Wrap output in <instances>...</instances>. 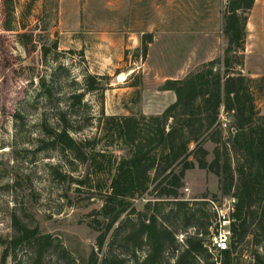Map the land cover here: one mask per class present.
I'll use <instances>...</instances> for the list:
<instances>
[{
  "label": "trees",
  "instance_id": "trees-1",
  "mask_svg": "<svg viewBox=\"0 0 264 264\" xmlns=\"http://www.w3.org/2000/svg\"><path fill=\"white\" fill-rule=\"evenodd\" d=\"M256 1L228 2L223 58L202 65L184 79L167 81L160 90L174 92L176 101L163 113L107 115L105 95L112 78L87 74L80 84L62 66L48 75V61L59 60L58 40L50 42L49 26L41 27V20L30 30V24L17 18L18 0H3L4 31L15 33L16 43L24 51L40 54L39 65L28 66L26 75L30 87L38 85L34 98L43 97L50 104L68 102L77 110L76 120L58 109V126L44 124L41 150L59 151L67 162L83 165L85 176L73 183L89 200L102 203L92 214L91 226L99 233L98 253L93 251L88 264H124L113 257L121 242L134 255L146 252L141 264H163L167 254L176 259L174 264H238L239 247L253 234L264 237V114L257 104L258 97L264 96V76L252 78L243 73L249 14ZM32 9L22 17L32 16ZM40 30L46 33L44 38L36 34ZM152 43L153 35H144L139 49L142 58L147 57ZM63 71L75 88L68 97L57 96L58 74ZM89 95L98 96L99 114L91 110ZM222 111L231 120L227 132L222 129ZM210 142L215 145L212 161L206 148ZM196 168L218 178L223 197L237 200L227 251L210 249L216 214L204 208L208 196L194 202L184 198L187 173ZM140 200H147L143 211L136 205ZM172 218L176 226L168 224ZM12 223L14 234L5 242L2 263L10 256L17 261L16 250L29 246L33 254L24 264H45L54 245L52 237L17 216ZM179 233L185 235L183 245L178 244ZM105 250L100 260L99 252ZM212 255L220 261H212ZM251 255L256 264H264V256Z\"/></svg>",
  "mask_w": 264,
  "mask_h": 264
},
{
  "label": "rangeland",
  "instance_id": "rangeland-1",
  "mask_svg": "<svg viewBox=\"0 0 264 264\" xmlns=\"http://www.w3.org/2000/svg\"><path fill=\"white\" fill-rule=\"evenodd\" d=\"M229 1L36 0L32 4V0H18L16 16L30 24V30L41 20V27L49 26L50 42L58 40L59 60L48 61V75L62 66L80 84L87 74L110 76L111 87L105 95L107 115H151L172 102L173 95L160 90L167 81L184 79L202 65L223 58L227 48L224 15ZM30 7L32 16L22 17ZM4 18L0 0V264L5 242L14 234L13 216L52 237L54 245L45 264H88L93 251L98 253L99 233L91 223L93 212L100 210L102 203L89 200L74 185V180L85 176L83 165L67 162L59 151L41 150L44 124L58 126V109L76 120L77 110L68 102L50 104L43 97L34 98L39 93L38 85L30 87L26 75L28 66L39 65L40 54L24 51L16 43L15 33L4 31ZM248 30L243 73L261 78L264 3L249 14ZM36 34L46 36L41 30ZM147 34L153 35V43L147 57L142 58L139 49ZM37 41L43 42L40 38ZM72 78L64 71L58 74L57 96L70 95L75 89ZM137 84L140 86L135 87ZM87 102L99 114L98 96H87ZM257 104L264 114V96L258 97ZM206 148L212 161L215 145L210 142ZM183 193L192 202L204 201L207 195L204 208L209 214H214L212 203L223 206L228 199L221 195L218 178L198 168L187 173ZM146 203L138 201V210L143 211ZM168 224L174 226L176 222L172 218ZM177 240L183 245L185 235L179 233ZM16 251L17 261L10 256L6 264H24L33 254L29 246ZM105 252H99L100 260ZM255 253L264 256V237L260 233L257 238L251 235L235 258L238 264H256L257 259L251 255ZM145 256L146 252L134 255L122 242L113 250V257L124 264H141ZM212 257V261H220ZM175 260L167 254L163 264H174Z\"/></svg>",
  "mask_w": 264,
  "mask_h": 264
},
{
  "label": "built area",
  "instance_id": "built-area-1",
  "mask_svg": "<svg viewBox=\"0 0 264 264\" xmlns=\"http://www.w3.org/2000/svg\"><path fill=\"white\" fill-rule=\"evenodd\" d=\"M222 129L228 131L231 120L222 111L220 115ZM234 131V130H233ZM237 200L235 198H228L223 206H218L215 203L213 210L216 214L214 226L211 229V237L209 246L212 252L221 253L230 249L231 242V223L233 221V214L236 210Z\"/></svg>",
  "mask_w": 264,
  "mask_h": 264
},
{
  "label": "crops",
  "instance_id": "crops-1",
  "mask_svg": "<svg viewBox=\"0 0 264 264\" xmlns=\"http://www.w3.org/2000/svg\"><path fill=\"white\" fill-rule=\"evenodd\" d=\"M263 3H264V0H257L256 1V3H255V6L257 7V5H259L260 4V6H262L263 5ZM254 6V7H255ZM248 29H249V23H248ZM248 32H249V30H248ZM258 76V75H257ZM169 93H171L173 96V98H172V102L168 105V106H166L165 107V109L164 110H162L160 113H163L171 104H173L175 101H176V96H175V93L174 92H169ZM160 113H158V114H160Z\"/></svg>",
  "mask_w": 264,
  "mask_h": 264
},
{
  "label": "water",
  "instance_id": "water-1",
  "mask_svg": "<svg viewBox=\"0 0 264 264\" xmlns=\"http://www.w3.org/2000/svg\"><path fill=\"white\" fill-rule=\"evenodd\" d=\"M233 132L236 133V130H234Z\"/></svg>",
  "mask_w": 264,
  "mask_h": 264
}]
</instances>
